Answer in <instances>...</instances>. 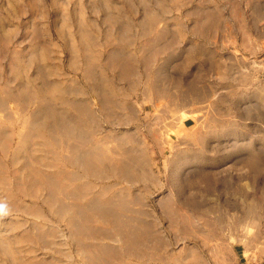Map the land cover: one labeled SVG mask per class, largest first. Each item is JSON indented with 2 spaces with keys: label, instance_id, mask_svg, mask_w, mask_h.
Returning <instances> with one entry per match:
<instances>
[{
  "label": "rangeland",
  "instance_id": "obj_1",
  "mask_svg": "<svg viewBox=\"0 0 264 264\" xmlns=\"http://www.w3.org/2000/svg\"><path fill=\"white\" fill-rule=\"evenodd\" d=\"M0 264L264 261V0H0Z\"/></svg>",
  "mask_w": 264,
  "mask_h": 264
},
{
  "label": "clouds",
  "instance_id": "obj_2",
  "mask_svg": "<svg viewBox=\"0 0 264 264\" xmlns=\"http://www.w3.org/2000/svg\"><path fill=\"white\" fill-rule=\"evenodd\" d=\"M8 206L6 204L0 203V214H7Z\"/></svg>",
  "mask_w": 264,
  "mask_h": 264
},
{
  "label": "crops",
  "instance_id": "obj_3",
  "mask_svg": "<svg viewBox=\"0 0 264 264\" xmlns=\"http://www.w3.org/2000/svg\"><path fill=\"white\" fill-rule=\"evenodd\" d=\"M243 264H264V261L262 260L261 262H255V261H254V262H253V261L250 262V261L247 260V261H246L245 263H243Z\"/></svg>",
  "mask_w": 264,
  "mask_h": 264
}]
</instances>
